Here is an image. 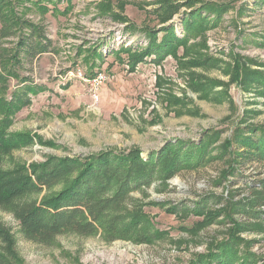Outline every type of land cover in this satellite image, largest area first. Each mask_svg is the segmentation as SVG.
I'll use <instances>...</instances> for the list:
<instances>
[{"label": "rangeland", "instance_id": "rangeland-1", "mask_svg": "<svg viewBox=\"0 0 264 264\" xmlns=\"http://www.w3.org/2000/svg\"><path fill=\"white\" fill-rule=\"evenodd\" d=\"M168 1L174 0H73L68 13L45 15L29 2L15 3L18 12L43 25L53 50L20 69L46 89L31 98L9 128L28 132L33 140L12 152L14 162L133 149L143 158L153 155L156 159L165 145L180 140L185 148L208 140L197 169H183L166 179L156 176L150 185L130 193L134 207L153 222L151 230L161 231L159 238L149 242L107 240L97 232L89 236L64 233L44 245L26 239L12 212L0 208V221L10 228L15 241L18 264H192L198 256L213 252L216 242L228 238L233 221L245 220L250 223L247 230L237 233L242 240L236 245L240 257L248 251L254 258L247 264H264V218H249L233 204L247 198L248 186L264 178V163L244 160L236 171L224 175L229 158H221L220 153L242 116V121L264 126V96L245 75V71L264 73V4L202 0L229 6L220 24L187 39L160 63L138 64L133 69L129 53L146 42L136 28L162 26L160 18ZM243 5L245 11L240 12ZM57 6L62 9L64 3ZM185 10L181 7L164 23L179 38L184 37L181 12ZM9 40L15 42L16 37ZM93 48L102 59L92 55ZM76 67L87 74L105 73L97 99L85 82L73 76ZM15 84L11 80V87ZM209 194L218 199L205 198L198 206L203 213L194 212V203ZM253 210H264V205Z\"/></svg>", "mask_w": 264, "mask_h": 264}, {"label": "trees", "instance_id": "trees-1", "mask_svg": "<svg viewBox=\"0 0 264 264\" xmlns=\"http://www.w3.org/2000/svg\"><path fill=\"white\" fill-rule=\"evenodd\" d=\"M25 1L41 15L50 11L66 14L73 3V0H0V208L12 212L26 239L44 245L51 244L57 235L64 233L89 236L102 232L107 240L134 239L136 242L159 238L161 231L151 230L153 222L134 207L130 193L150 185L156 176L166 179L183 169H197L203 163L208 140L191 142L185 148L181 147L183 141L180 140L177 144L165 145L156 159L153 155L143 158L139 150L133 149L63 157L48 155L42 162L30 164L14 162L12 152L32 144L33 140L28 132L15 133L9 128L16 114L31 103V98L46 89L30 76L21 74L20 69L30 65L36 56L53 50L43 25L18 12L15 3ZM252 1L264 4V0ZM59 3H64L62 9L57 6ZM163 7L166 14L160 18L162 26L158 29L136 28L145 35L146 42L136 46V52L129 53L133 69L138 64L160 63L187 39L203 35L208 29L218 26L230 9L224 4L202 0L168 1ZM181 7L187 10L181 12L184 37L179 38L164 23ZM245 8L240 6V12H244ZM213 13L215 16H212ZM12 37H16L15 42L9 40ZM5 41L13 44L6 46ZM122 51L130 50L122 48ZM92 55L103 58L95 48ZM234 75L237 79L239 70ZM245 75L249 78L246 81L256 83L258 93L264 96V73L245 71ZM11 80L16 81L12 87ZM242 119L244 116L235 124L231 135L225 139L224 150L220 152L223 153L221 158L224 155L229 158L224 175L236 171L237 165L244 160L264 163V126ZM186 152L189 153L183 154ZM248 188L250 195L233 204L241 214L256 220L263 219L264 210H253V207L264 205V178ZM42 191L45 193L37 198ZM208 197L218 199L212 194L204 196L194 203L196 208L193 211L202 214L198 206L205 203ZM207 216L210 219L212 214ZM233 223L228 238L216 242L213 252L198 256L192 264H212L213 261L218 264H247L249 258H254V254L248 251L240 257V248L236 246L242 241L237 233L247 230L246 225L250 223L246 220ZM0 264H18L13 235L1 221Z\"/></svg>", "mask_w": 264, "mask_h": 264}, {"label": "built area", "instance_id": "built-area-1", "mask_svg": "<svg viewBox=\"0 0 264 264\" xmlns=\"http://www.w3.org/2000/svg\"><path fill=\"white\" fill-rule=\"evenodd\" d=\"M73 76L78 80L85 82L89 86V91L94 99H97V91L101 88L106 79L103 71H95L92 75H87L82 69L76 67Z\"/></svg>", "mask_w": 264, "mask_h": 264}]
</instances>
